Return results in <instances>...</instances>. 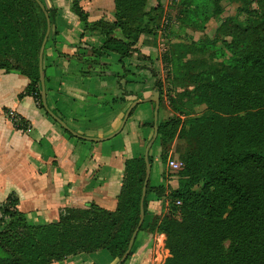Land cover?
Segmentation results:
<instances>
[{"label":"trees","instance_id":"16d2710c","mask_svg":"<svg viewBox=\"0 0 264 264\" xmlns=\"http://www.w3.org/2000/svg\"><path fill=\"white\" fill-rule=\"evenodd\" d=\"M38 1L51 28H55L56 11L51 1ZM233 1L241 6L238 14L256 21L254 26L230 27L228 19L222 28H231L232 42L227 44L218 38L206 42L221 43L232 51L228 70L234 73L225 70L184 76L194 89L182 96H194L212 114L191 119L185 130L196 138L194 152L203 154V158L196 160L190 150L186 152V167L178 175L177 189L170 193V199L180 207L161 218L154 217L148 226V234L165 237L164 248L169 253L166 264H264V0H181L180 13L207 21L209 7L214 16L220 13L223 2ZM113 3L112 22L89 24L79 0H72L71 11L83 31L97 33L103 39L101 49L91 53L97 57L114 54L121 63L137 53L134 47L141 37H153L148 25L160 8H147V0ZM116 31L123 40L116 38ZM45 32L44 13L34 0H0V70L25 77L29 84L18 99L30 97L41 110L38 52ZM53 37L50 32L46 45ZM152 78L154 90L161 97L162 87L155 72ZM176 79L181 81L182 77ZM12 124L18 130H27V123L19 117ZM178 124L179 120L158 126L161 145L171 142ZM144 178V160H127L114 211L95 206L66 209L57 223L42 226L29 225L17 210L16 197L8 196L0 204V264H57L98 252L107 253L117 263L139 222ZM164 193V187H150L148 182L144 218L147 196L152 194L161 200ZM144 231L142 224L138 235Z\"/></svg>","mask_w":264,"mask_h":264},{"label":"crops","instance_id":"0c3cea01","mask_svg":"<svg viewBox=\"0 0 264 264\" xmlns=\"http://www.w3.org/2000/svg\"><path fill=\"white\" fill-rule=\"evenodd\" d=\"M50 1L56 11V26L42 62L47 107L77 135L107 138L119 129L131 103L140 101L136 95L149 92L153 86L152 72L157 73V64L152 60L148 67V60L143 59V55L150 57L144 52L150 51L149 42L141 37L134 47L137 53L121 63L114 54L97 57L91 50L101 49L103 39L83 31L71 11L72 0ZM79 7L89 24L114 21L113 0H79ZM115 36L123 40L119 31ZM28 84L19 73L0 70V204L15 196L18 212L32 226L57 223L66 209L95 206L114 211L125 162L138 152L136 139L150 134L149 104L137 106L117 137L92 143L68 136L32 98L18 99ZM9 114L24 120L27 130L16 129L7 118ZM152 171L149 183L162 186L159 170L153 176ZM160 209L159 202L149 205L152 216ZM159 239L157 245L153 236L140 233L125 264H152L157 248L162 247ZM57 264L114 261L107 253L98 252Z\"/></svg>","mask_w":264,"mask_h":264},{"label":"rangeland","instance_id":"374dc122","mask_svg":"<svg viewBox=\"0 0 264 264\" xmlns=\"http://www.w3.org/2000/svg\"><path fill=\"white\" fill-rule=\"evenodd\" d=\"M158 6L159 11L152 15L156 16V19L148 25L153 37H145L149 42L148 47L151 49L150 51L144 50V52L145 54L149 52L150 57L143 55V59L148 60L146 65L148 67L152 60L157 64L155 67L157 73L155 74L162 87L161 97L158 98L157 127L169 125L177 120H179V124L171 142L163 146L160 143V138L157 137L148 152L149 165L153 170L152 176L156 170H159L165 193L161 200H156L152 194L147 196L146 216L143 221L145 231L142 232L146 234H148V226L154 217L161 218L172 208L180 207L170 199V193L177 189L178 175L186 167L187 150L193 153V158L196 160L203 158V154L194 152L196 138L185 134V130L191 119L207 116L212 112L207 110L204 104L200 105L194 96H182L184 93H192L194 89L187 78L186 81L184 80V76H203L214 71L225 70H227V74H233L234 72L228 70L230 60L233 59L232 51L226 50L221 43L211 44L206 40L218 38L230 44L232 42V38L229 36L231 28L229 30L222 28L228 19L231 21L230 27L237 26L238 28L254 26L252 23L256 22L254 19L238 14L241 6L234 1L223 2L220 13L214 16L210 15L214 11L213 8L209 7V19L207 21H204L202 17L189 18L186 14L180 13L181 0H147V8ZM150 58L152 59L150 60ZM146 66L145 68H148ZM179 76L182 77L181 81L176 79ZM234 77L237 80L239 74L236 73ZM146 83L147 79L143 80V85ZM154 92L156 91L152 86L149 92L139 93L136 98L140 101L149 100ZM148 104L150 112L147 127L150 134L145 139H136L135 145H137L138 151L135 156L136 159H143L146 146L151 142L153 136L155 104L154 102H148ZM174 165L177 167L174 168ZM153 182H150V187H154L153 184L155 183ZM155 202L161 204V209L158 215L152 216L151 212L153 211H149V205ZM177 217L179 218V215ZM151 236L156 239L154 242L157 245H160L159 238L162 241V247L157 248L152 264H166L169 253L164 248L165 237L160 234H151ZM227 246L228 243H225L224 247L227 248Z\"/></svg>","mask_w":264,"mask_h":264},{"label":"water","instance_id":"95a60500","mask_svg":"<svg viewBox=\"0 0 264 264\" xmlns=\"http://www.w3.org/2000/svg\"><path fill=\"white\" fill-rule=\"evenodd\" d=\"M34 1L37 3L39 8L44 13L45 21H46V32H45V35L43 37V40H42V43H41V46H40V49L38 52V74H39V83H40V90H41L40 91V102H41V106H42V109L45 112V114L49 118H51L63 131L68 133L73 138H76V139L82 140V141H86V142H92V143L108 142V141L114 139L115 137H117L121 133L123 127L125 126V123L127 122V120L130 117L131 112L135 108H137V106L142 105V104H146L148 102H154V104H155L154 111H153V123H154L153 136H152L151 142L146 146L144 156H143V160H144V164H145V178H144V182H143V186H142V190H141L140 202H139V222H138V225H137L136 229L134 230V232H133V234L129 240L126 252L124 253L123 257L116 263V264H124L126 262V260L129 258V255H130L131 250H132L133 245H134V241H135V239L138 235V232H139V230L143 224V221H144L143 202H144V198L146 195V189L148 186V182H149V178H150V172H151V168H150V165L148 162V158H149L148 152H149V149L151 148L152 144L155 142V140L158 137L157 114H158V109H159V101H158L159 93L154 92L152 94V97L149 100L132 102L131 105L126 110V112L122 118L119 129L116 132H114L113 134H111L110 136H108L107 138L90 139V138H85V137L79 136L76 133H74L72 130L69 129V127H67V125L63 121H61L55 114H53V112H51V110H49V108L47 107V104H46L42 62H43V54H44L45 45L47 43L50 32H53V28H51V26H50L49 17L46 14L43 5L38 0H34Z\"/></svg>","mask_w":264,"mask_h":264},{"label":"built area","instance_id":"2783aa9c","mask_svg":"<svg viewBox=\"0 0 264 264\" xmlns=\"http://www.w3.org/2000/svg\"><path fill=\"white\" fill-rule=\"evenodd\" d=\"M7 118H8L11 122H13V123H15V122L18 121V117L15 116V115H13V114H9V115H7ZM176 167H177V166L174 165V168H176ZM177 205H179V203H177Z\"/></svg>","mask_w":264,"mask_h":264}]
</instances>
